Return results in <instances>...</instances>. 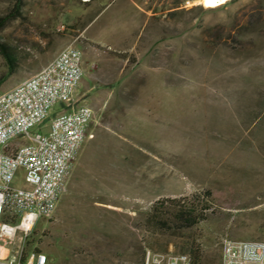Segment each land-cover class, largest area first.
<instances>
[{
	"label": "rangeland",
	"instance_id": "obj_1",
	"mask_svg": "<svg viewBox=\"0 0 264 264\" xmlns=\"http://www.w3.org/2000/svg\"><path fill=\"white\" fill-rule=\"evenodd\" d=\"M185 1L196 0H0V41L17 58L0 93L74 42L76 105L93 111L54 214L11 255L141 264L147 250L189 255L195 240L204 264H220L222 239L264 240V0ZM196 196L209 204L196 226L147 222L154 202Z\"/></svg>",
	"mask_w": 264,
	"mask_h": 264
},
{
	"label": "built area",
	"instance_id": "obj_2",
	"mask_svg": "<svg viewBox=\"0 0 264 264\" xmlns=\"http://www.w3.org/2000/svg\"><path fill=\"white\" fill-rule=\"evenodd\" d=\"M193 4L201 0L184 6ZM83 76V53L72 42L38 72L0 93V264H49L44 252L23 255L19 248L11 255L10 246L25 240L38 219H50L67 190L93 119L90 107L76 105ZM18 172L21 183L12 187ZM220 250V264H264V240L224 238ZM141 264L191 261L188 254L147 250Z\"/></svg>",
	"mask_w": 264,
	"mask_h": 264
},
{
	"label": "trees",
	"instance_id": "obj_3",
	"mask_svg": "<svg viewBox=\"0 0 264 264\" xmlns=\"http://www.w3.org/2000/svg\"><path fill=\"white\" fill-rule=\"evenodd\" d=\"M10 17L0 18V27L4 25ZM0 56L3 58L7 72L0 78V86L6 80L8 75L12 74L17 66V58L12 48L6 42L0 41ZM171 203L172 211L166 208V203ZM208 203V201H207ZM209 204L200 207V197L196 196L192 200L175 202L173 200L156 201L153 203L151 216L147 217V222L152 226L162 229L171 230L173 225H179L180 228H192L204 220V214ZM171 223L170 225L168 223ZM189 251L191 264H204L202 261V252L199 244L195 240H190L186 244Z\"/></svg>",
	"mask_w": 264,
	"mask_h": 264
},
{
	"label": "bare ground",
	"instance_id": "obj_4",
	"mask_svg": "<svg viewBox=\"0 0 264 264\" xmlns=\"http://www.w3.org/2000/svg\"><path fill=\"white\" fill-rule=\"evenodd\" d=\"M227 0H201V5L207 8H217Z\"/></svg>",
	"mask_w": 264,
	"mask_h": 264
}]
</instances>
